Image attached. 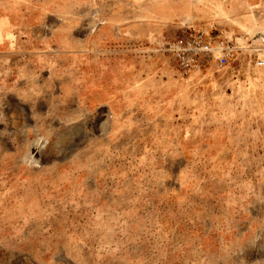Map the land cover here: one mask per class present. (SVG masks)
Instances as JSON below:
<instances>
[{
  "label": "rangeland",
  "instance_id": "rangeland-1",
  "mask_svg": "<svg viewBox=\"0 0 264 264\" xmlns=\"http://www.w3.org/2000/svg\"><path fill=\"white\" fill-rule=\"evenodd\" d=\"M0 264H264V0H0Z\"/></svg>",
  "mask_w": 264,
  "mask_h": 264
},
{
  "label": "built area",
  "instance_id": "built-area-1",
  "mask_svg": "<svg viewBox=\"0 0 264 264\" xmlns=\"http://www.w3.org/2000/svg\"><path fill=\"white\" fill-rule=\"evenodd\" d=\"M203 48H207V45H206V44H204V45H203ZM220 59H221V61H223V60H224V58H223V57H221Z\"/></svg>",
  "mask_w": 264,
  "mask_h": 264
}]
</instances>
